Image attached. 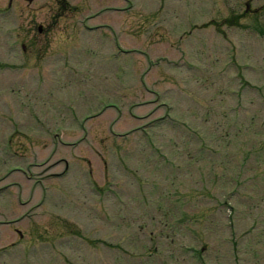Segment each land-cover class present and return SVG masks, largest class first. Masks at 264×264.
<instances>
[{"label":"rangeland","instance_id":"rangeland-1","mask_svg":"<svg viewBox=\"0 0 264 264\" xmlns=\"http://www.w3.org/2000/svg\"><path fill=\"white\" fill-rule=\"evenodd\" d=\"M149 244L264 264V0H0V264Z\"/></svg>","mask_w":264,"mask_h":264},{"label":"flooded vegetation","instance_id":"flooded-vegetation-1","mask_svg":"<svg viewBox=\"0 0 264 264\" xmlns=\"http://www.w3.org/2000/svg\"><path fill=\"white\" fill-rule=\"evenodd\" d=\"M60 2H61V0H59ZM42 32V31H41ZM39 38L37 37V39L36 40H38ZM12 115V114H11ZM13 120V121H12ZM11 121H10V125H7V124H5V126H7V128L6 129H9L10 127H12L13 128V130L14 131H17V132H20V129H16L15 128V125H18V124H21V125H24V121H23V119H21V118H19L17 121L15 120V119H12ZM135 219H136V216H135Z\"/></svg>","mask_w":264,"mask_h":264}]
</instances>
